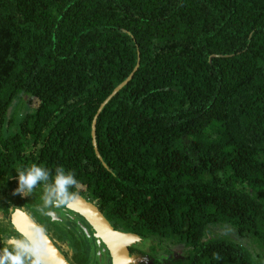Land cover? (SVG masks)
Listing matches in <instances>:
<instances>
[{"label": "trees", "instance_id": "trees-1", "mask_svg": "<svg viewBox=\"0 0 264 264\" xmlns=\"http://www.w3.org/2000/svg\"><path fill=\"white\" fill-rule=\"evenodd\" d=\"M33 163L73 171L116 230L170 239L177 264H255L212 231L264 246V0H0L7 221Z\"/></svg>", "mask_w": 264, "mask_h": 264}, {"label": "flooded vegetation", "instance_id": "flooded-vegetation-1", "mask_svg": "<svg viewBox=\"0 0 264 264\" xmlns=\"http://www.w3.org/2000/svg\"><path fill=\"white\" fill-rule=\"evenodd\" d=\"M42 191L41 186L37 187L33 195H22V200L17 202L15 207L13 206L9 221L6 215L0 216V238L21 235L10 221L11 215L21 210L27 213L39 227L46 230L50 240L70 264H112L109 250L102 241L99 242L92 226L78 212L64 207L45 209L48 214L41 211ZM79 196L94 204L87 196L81 194ZM0 246L3 247L2 244ZM136 246L130 248L131 256L132 249Z\"/></svg>", "mask_w": 264, "mask_h": 264}, {"label": "clouds", "instance_id": "clouds-1", "mask_svg": "<svg viewBox=\"0 0 264 264\" xmlns=\"http://www.w3.org/2000/svg\"><path fill=\"white\" fill-rule=\"evenodd\" d=\"M16 172L18 187L14 194L33 195L42 185V212L52 207L70 208L79 198L75 190L79 188V181L73 171L65 170L63 166H57L53 173V170L33 163ZM0 244L3 245L0 247V264H47L50 259L52 242L43 227H37L30 236L0 238Z\"/></svg>", "mask_w": 264, "mask_h": 264}, {"label": "water", "instance_id": "water-1", "mask_svg": "<svg viewBox=\"0 0 264 264\" xmlns=\"http://www.w3.org/2000/svg\"><path fill=\"white\" fill-rule=\"evenodd\" d=\"M116 92L117 90L113 95ZM70 209L82 215L92 226L99 242L102 241L109 250L112 257V264H133L130 248L142 241V238L138 234L115 230L110 221L94 204L80 196L71 204ZM10 221L25 236L32 235L36 228L39 227L27 213L21 210L13 213ZM49 253L50 259L47 264H70L66 257L55 247L53 242Z\"/></svg>", "mask_w": 264, "mask_h": 264}, {"label": "rangeland", "instance_id": "rangeland-1", "mask_svg": "<svg viewBox=\"0 0 264 264\" xmlns=\"http://www.w3.org/2000/svg\"><path fill=\"white\" fill-rule=\"evenodd\" d=\"M29 99V93L25 92L20 93L14 99L6 115V125L2 133L3 137H7L19 132V123L26 114L32 112V109L29 105ZM31 143H33L32 140L30 141V144ZM224 229L225 230L219 229L218 227L217 229L213 230L212 233L215 236L227 237L230 240L238 241L250 253V256L255 264H264V246L258 242L257 238L252 236H238L232 226H226ZM158 240H160V238H158ZM170 241V239H165V242L160 244L156 243L151 238H148L142 243L136 244V248L141 250V253L137 254V259L141 264H177V260H171L173 258L172 255L168 254L165 257V249L170 247L172 250H175V259H177L178 256H182L181 251L176 249V244L173 243L171 245ZM180 247H183L182 251L184 250V252H187L189 249L187 248L186 244L181 245ZM163 248L164 250L162 251ZM185 254H183V257H186L187 254ZM164 259H167V261H164Z\"/></svg>", "mask_w": 264, "mask_h": 264}]
</instances>
